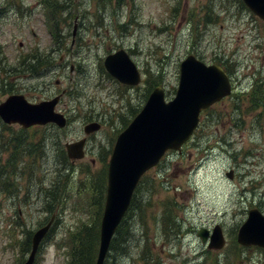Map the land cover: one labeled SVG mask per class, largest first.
Masks as SVG:
<instances>
[{
	"label": "rangeland",
	"instance_id": "374dc122",
	"mask_svg": "<svg viewBox=\"0 0 264 264\" xmlns=\"http://www.w3.org/2000/svg\"><path fill=\"white\" fill-rule=\"evenodd\" d=\"M50 2L0 0V103L13 94L33 103L61 95L56 111L69 121L55 130L0 119V264H23L26 238L52 218L35 264H66L80 243L88 248L98 217L99 238L113 144L154 83L166 100L174 98L187 56L207 65L230 59L232 95L201 115L179 153L169 152L145 174L133 199L126 255L109 252L104 264H145L146 254L148 264H264V250L236 242L248 211L264 214V49L249 47L251 39H239L242 31L220 16L230 10L246 19L240 3L66 0L52 36L45 15ZM249 27L264 39L261 21ZM119 50L137 67V86L106 73L105 57ZM88 124L100 131L86 136ZM85 137L84 157L67 159L64 145ZM216 225L226 246L209 251L196 233Z\"/></svg>",
	"mask_w": 264,
	"mask_h": 264
},
{
	"label": "water",
	"instance_id": "95a60500",
	"mask_svg": "<svg viewBox=\"0 0 264 264\" xmlns=\"http://www.w3.org/2000/svg\"><path fill=\"white\" fill-rule=\"evenodd\" d=\"M242 2L254 15L264 20V0ZM103 65L106 72L123 85L135 86L140 82L137 67L124 50L106 56ZM229 94L230 83L224 71L217 65L207 66L193 56H187L179 65L178 87L172 100H165L160 86L154 88L138 114L117 136L113 146L108 162L95 264L104 263L111 239L143 174L155 167L167 150L179 151L196 128L199 114ZM58 100L59 97L33 104L21 95H12L0 103V119L5 124H18L23 129L48 123L62 128L65 118L54 111ZM98 130V124L84 127L86 135ZM84 142L65 145L70 159L83 157ZM226 177L232 179V173L226 174ZM52 221L53 218L33 233L31 250L23 264L34 263L36 252ZM197 236L203 243L209 239V250H219L225 245L219 226H215L211 234L202 228ZM237 243L264 248V216L258 209L248 211L246 221L238 230Z\"/></svg>",
	"mask_w": 264,
	"mask_h": 264
},
{
	"label": "trees",
	"instance_id": "16d2710c",
	"mask_svg": "<svg viewBox=\"0 0 264 264\" xmlns=\"http://www.w3.org/2000/svg\"><path fill=\"white\" fill-rule=\"evenodd\" d=\"M241 7L244 8L243 4L241 3V1L237 0ZM67 8V4H66V0H51L50 4H48L47 6H45V9L48 11L47 17L49 18L51 25H49V30L52 32V34H55L53 32V28L54 27V21H56L55 19V13L56 12H60L62 13L65 9ZM56 32V31H55ZM36 59V58H35ZM160 84L154 83V86H158ZM152 88V86H150L148 89L150 90ZM258 97V96H257ZM259 98V97H258ZM134 200H132L131 206L129 207V210L125 216V218L122 220V222L120 223V225L118 226V228L116 229V233L114 238L111 241L110 247H109V252L113 253L112 258H116L114 255H122L124 254V244L127 242V240L129 239L130 236V231H129V219L131 217V211L134 208L133 203ZM100 211L101 209H99V215H100ZM98 221H99V217L97 219H95V224L93 227V230L91 232V235L89 237V244L87 245L88 248L86 246H83L80 243V249L76 248L73 249L72 254L70 252V256L69 259H67L66 264H95L96 262V255H97V248H98ZM125 227V228H124ZM124 228V230H123ZM122 242V247L120 249L117 250L116 248V244H120ZM82 245V247H81ZM30 250V237L26 238L25 240V248L23 249V252L28 253ZM126 255V254H124ZM110 256V254H108V257ZM149 259H152V256H147L144 255L142 260L145 261V264L149 263ZM37 260H39V257H37ZM35 262V263H36ZM108 264V261H107Z\"/></svg>",
	"mask_w": 264,
	"mask_h": 264
},
{
	"label": "flooded vegetation",
	"instance_id": "af4514ba",
	"mask_svg": "<svg viewBox=\"0 0 264 264\" xmlns=\"http://www.w3.org/2000/svg\"><path fill=\"white\" fill-rule=\"evenodd\" d=\"M223 4L227 5V2H223ZM243 6H244V4H243ZM242 9H244L246 11L244 13V14H247L246 19L239 17L236 13L231 12L230 10L224 11L220 16L224 19L225 24H227V27H229L233 30H241L242 31L241 37L239 39H243V40H246L247 38L251 39V43H249V47L252 46V48L254 50L255 49H262L263 50L264 49L263 36L258 32L256 33L253 30V28L250 29V27H249V25H252V21H254L255 19H257L259 21H261V20L258 19L256 16H254L245 6H244V8L242 7ZM252 18H253V20H252ZM212 19H216V17H213ZM261 22L264 25V21H261ZM251 30L253 31L252 35H250ZM224 41L225 40H223V42ZM263 52H264V50H263ZM225 57H227V56H225ZM215 60H217V61L212 63V65L217 64V65H220L222 67V69L225 71V73L228 75V77L230 79V82L232 85V91H233L235 81L233 79L232 72H231V60L228 58H224L223 56L216 57ZM262 71H263V67H262ZM63 94H64V91H63ZM55 97H53V98H55ZM53 98H51V99H53ZM51 99H49V100H51ZM43 101H48V100H43ZM252 101L253 100H250V102H252ZM261 101H264V96H263V99ZM59 103H60V101H59ZM59 103H58V105H59ZM66 120H67V124H69L68 118ZM66 126H68V125H66ZM46 127H51V128H54L55 130L59 129L55 125H52V124H49ZM42 138H43V140H45L44 133H42ZM86 141H87V138H86ZM56 150L58 152V149H56ZM262 250H264V249H262Z\"/></svg>",
	"mask_w": 264,
	"mask_h": 264
},
{
	"label": "bare ground",
	"instance_id": "6f19581e",
	"mask_svg": "<svg viewBox=\"0 0 264 264\" xmlns=\"http://www.w3.org/2000/svg\"><path fill=\"white\" fill-rule=\"evenodd\" d=\"M24 149V148H23Z\"/></svg>",
	"mask_w": 264,
	"mask_h": 264
}]
</instances>
